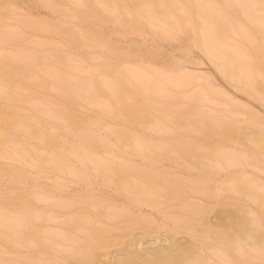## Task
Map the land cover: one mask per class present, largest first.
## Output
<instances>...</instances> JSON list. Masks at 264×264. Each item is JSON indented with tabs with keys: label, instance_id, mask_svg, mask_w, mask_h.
Listing matches in <instances>:
<instances>
[{
	"label": "rangeland",
	"instance_id": "1",
	"mask_svg": "<svg viewBox=\"0 0 264 264\" xmlns=\"http://www.w3.org/2000/svg\"><path fill=\"white\" fill-rule=\"evenodd\" d=\"M86 1L0 0V43L13 35L14 41L5 48L7 52L33 50L47 54L60 48L75 57L92 78H112L114 72H102L112 64L121 69L133 68L136 75L132 74V79L140 73L163 83L162 92L156 95L162 109L169 107L187 113L181 115L180 126L166 117L163 126L139 131L145 140L165 144L166 149H136L120 142L111 131L115 126H123L124 121L114 119L110 110L96 101L74 98V113L91 118L94 125L100 121L101 126L96 129L99 142L91 149L93 157L71 155L65 168L47 162L36 165L33 162L38 160L34 156L31 162L21 161L16 154L0 158V194L13 198L25 194L40 215L36 219L37 237L32 234L39 238L40 246L32 235L24 242L14 236L0 239L4 258L13 259L14 264H107L109 257L122 255L135 240L153 246L168 236L176 235L186 243L194 235L203 240H197L202 249L185 264H264V206L259 202V196L264 199V153L255 140L256 132L264 133V70L258 69L262 75L253 84L239 75L228 77L222 71V60L200 44L201 28L177 29L179 34L172 37L170 31L168 35L160 32L147 18L138 17L131 1L120 17L113 16L95 0L91 3L96 7L91 9ZM191 1L194 2L187 0ZM52 3L57 7L49 6ZM243 4L250 6L248 0H228L225 7L235 8L240 19L252 25L242 13L249 9ZM255 5V15L263 17L264 7ZM182 13L178 9L173 15L168 30L178 25V15ZM134 18L137 22H133ZM28 20L38 22L40 27L34 29ZM59 25L77 32L76 37L68 38L58 30ZM88 31H92L94 40L101 36L98 45L82 37L81 33ZM229 43L230 48H250L237 32L229 37ZM41 71L23 89H14L16 100L0 95V113L9 116L19 112L24 117L36 114L42 120L39 126L49 125L47 129L51 127L58 136L69 135L75 140V126L58 122L33 107L34 103L47 100L59 106L64 103L62 93L50 82L41 80L51 73ZM164 77L180 79L176 83L161 80ZM47 79L50 81L49 76ZM141 89L152 95L149 87ZM98 100L111 103L108 87ZM160 111L155 110L163 115ZM199 113L214 120L234 121L239 131L229 138L211 133L198 123L202 119ZM24 138L30 143L26 144L28 148L36 141ZM179 140L197 142L195 155L186 157L173 148ZM105 162L129 163L150 170L154 176L138 178L129 172L121 180H112L109 170L102 164L103 168L98 166ZM99 170L105 174H99ZM84 171L87 178L81 177ZM129 183L138 187H127ZM236 184L243 187L242 191L235 188ZM210 189L214 192L211 195L207 194ZM57 199L70 203L61 207L55 204ZM188 218L196 220L191 228L183 225ZM241 221L245 230L238 233L235 229ZM207 224L213 231L205 229ZM254 228L262 230L257 233L259 245L253 244ZM218 231H226L224 234L233 239L226 240ZM97 235L104 238L102 243ZM89 239L94 240L88 242ZM93 242L96 247L91 246Z\"/></svg>",
	"mask_w": 264,
	"mask_h": 264
},
{
	"label": "bare ground",
	"instance_id": "2",
	"mask_svg": "<svg viewBox=\"0 0 264 264\" xmlns=\"http://www.w3.org/2000/svg\"><path fill=\"white\" fill-rule=\"evenodd\" d=\"M95 1L101 4L115 17H120L131 1L130 6L134 8L138 17L142 16L145 17V19L147 18L148 22L156 25V28H158L160 32H167L168 35V31H170L169 36L172 37L179 34L177 29L189 31L201 28L203 35L199 36L200 44L216 58L222 60V71L224 74L228 77L239 75L247 83L251 84L258 81L262 75L258 69L261 70L262 68L264 70V16L260 17V15H255L257 13L254 12V9L257 8V5H255L256 3L264 7V0H248V5L250 4V6H246L249 9L242 12L250 18L252 25L243 22V20L240 19V14L235 8L232 7L233 9L228 10L225 7V3H227L228 0H194V2H187V0ZM244 4L242 6H245ZM51 5L52 7H57L56 4L52 3L49 6ZM86 5L91 9H95L96 7L95 4L93 5V3H91V0L86 1ZM178 9L183 11L181 15H178V25L175 27L171 26L173 29L168 30L167 26L171 22L170 19L176 14ZM137 20L136 18L133 22H137ZM28 23L34 29L40 27L39 23L33 20H28ZM58 30L66 33L70 39H74L77 35V32L75 33L74 30L66 26L63 27L59 25ZM234 32L243 35L250 46L249 50L238 47L230 48L229 37ZM13 34L16 33L14 32ZM81 35L88 41H93V45H98L99 40L102 39L101 36H97V40H94V37H91L94 36L92 31H88V33L82 32ZM12 36L5 40L2 39L3 41L0 43V46L3 48L0 50V95L10 100H16L18 97L14 92L15 88L22 87L23 89L25 83L29 79L34 78L41 70L49 71L51 73V75H48L49 79L50 76H53L50 81L48 79V81L45 80L48 76H44L46 78L43 79L40 75H38L37 81L41 78V80L53 84L54 87L62 93L64 103L59 106L47 100L40 104L34 103L33 107L37 111L51 116L58 122H66L68 125L72 124L75 126V130L72 131L75 140H72L69 135H65L64 137L58 136L57 133L53 132L54 130L51 131V127L48 128L50 129L48 130L47 127L49 125H47V123V127L39 126L42 120H40V117L36 114L31 113L30 116L28 115L29 117H27V115L24 117L25 115L22 116L19 112L9 116L0 113V158L16 154L22 159H20L21 161L31 162V156H34L38 160L37 162H33L36 165H42L47 162L55 167L65 168L68 166L71 155L85 156L86 158L93 157V151L91 149L94 144L99 142L96 129L99 128L98 126H101L100 121H97L96 125H94L91 118L74 113V110L71 108V103L75 101L74 98L82 99L87 97L91 99V101H96L101 104L103 108L110 110L114 119L124 121L125 124L123 126H115L111 128V131L117 136L120 142L129 144L130 147L136 149H138L139 146H144L150 150L154 148L166 149L165 144H158L145 140L139 131L163 126L166 117H169L168 119L172 120L175 125L180 126L182 119L181 115L187 113L184 111H172L169 107L162 109L160 105H158L159 102L156 100V95L162 92L163 88L161 85L163 83H159L160 81L154 77H150V79L149 76L146 77L139 73V76L137 75L136 78L138 79L137 81L136 79H132V77L135 78L133 75H136L133 68L127 67L121 69L119 65L112 64L102 71L104 73L109 71L114 72L112 78H92L88 75L87 69L76 62L75 57L64 52L60 48L57 49L56 52L47 54H40L33 50H19L13 53L7 52L5 48L9 46V43L14 41ZM164 78L165 79L161 78V80H169L176 83L180 79H171V77ZM32 81L34 80L32 79ZM131 85L133 86L132 88H130ZM143 86L149 87L152 95L144 93L141 89ZM105 87H108L110 90L112 104L103 103L98 100V96L104 91ZM155 110H161L160 112H162L163 115H159ZM199 115L202 119L198 121V123L207 127L211 133L221 134L229 138L239 131L234 121H226L222 118L214 120L210 117H206L203 113H199ZM257 133L258 132L255 134L257 137L254 136L255 140L259 143V151L264 153V137L262 138L264 133H258L261 134L260 137ZM23 136L36 139V141L35 143H31V147L28 148L26 144L29 143V141H26L25 138L24 140ZM197 145L198 143L195 141L179 140L176 141L172 147L181 150L182 155L187 157L195 155L194 148ZM165 153L169 154L168 151ZM213 154L212 152L211 156H213ZM101 164L109 170L112 180H121L125 178L129 172L138 178L154 176V173L150 170L129 163L114 164L112 162H105L99 163L98 166L102 167ZM103 172L99 170V174L104 175L105 173ZM88 176L89 175L85 171L81 174L82 178H87ZM129 184L131 186L127 185V187H138L136 183ZM139 186L142 188L145 187V185L142 186L141 184ZM235 188L242 191L243 187L236 184ZM212 193L214 192L211 189L207 191L209 195ZM54 202L61 207H66L70 203L68 200L63 199H57ZM259 202L264 206L263 196H259ZM38 218H40V215L35 212L32 204H29L25 194L20 193L17 198L0 194V239H9L14 236L18 241L24 242L34 233H36L34 235L37 237L39 229L36 225V219ZM195 221L193 218H188L183 221V225L191 228L195 225ZM244 225L245 224L241 221V223L237 225L238 228L236 227L235 231L241 233L245 230ZM205 229L211 231L212 227L207 224ZM261 231L259 228L253 229V232H255L253 234L254 245H259L257 233ZM224 232L226 231H218L217 233L226 240L233 239L229 235H226V233L224 234ZM35 237L32 235L33 241L39 239ZM97 237L100 238L98 239L100 243H102L104 238L102 239V236L98 235ZM190 237L194 239L185 243L177 238L176 235H172L168 236V239L160 243L156 241L157 244L153 246H145L141 241L135 240L132 242L130 249H126L125 253L124 251L121 252L123 253L122 255L115 254V256L109 257L110 259L113 258V262L109 260V258L108 261H105H107V264L109 261L113 264H185L192 256L198 255L200 249H202L197 240L202 243L203 240H200L194 235H190ZM155 238L157 239V237ZM98 239L97 242L101 245ZM91 240L89 239L88 242ZM239 241L241 240L239 239ZM37 242L38 244L36 245L40 246V240L35 241V243ZM94 243L95 242H93V244ZM95 244H91V246L96 247ZM88 245L90 244L88 243ZM139 245L142 246L139 247ZM93 251L92 249V254L94 256L95 252ZM91 255L90 257L92 258ZM94 258H92L91 261H93ZM14 263L15 261H13V259L4 258L0 252V264Z\"/></svg>",
	"mask_w": 264,
	"mask_h": 264
}]
</instances>
